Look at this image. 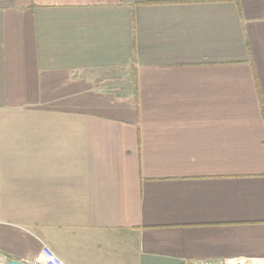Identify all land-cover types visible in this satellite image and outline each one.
Segmentation results:
<instances>
[{"label": "crops", "instance_id": "obj_1", "mask_svg": "<svg viewBox=\"0 0 264 264\" xmlns=\"http://www.w3.org/2000/svg\"><path fill=\"white\" fill-rule=\"evenodd\" d=\"M44 246L264 264V0H0V255Z\"/></svg>", "mask_w": 264, "mask_h": 264}, {"label": "built area", "instance_id": "obj_2", "mask_svg": "<svg viewBox=\"0 0 264 264\" xmlns=\"http://www.w3.org/2000/svg\"><path fill=\"white\" fill-rule=\"evenodd\" d=\"M240 264L238 260H225L222 263L214 262L211 260H202L199 264ZM29 264H64L63 261L57 256V254L51 250L49 247L44 246L39 254L32 262Z\"/></svg>", "mask_w": 264, "mask_h": 264}, {"label": "water", "instance_id": "obj_3", "mask_svg": "<svg viewBox=\"0 0 264 264\" xmlns=\"http://www.w3.org/2000/svg\"><path fill=\"white\" fill-rule=\"evenodd\" d=\"M0 264H29V263L24 260L8 259L6 260V263H2L0 261Z\"/></svg>", "mask_w": 264, "mask_h": 264}, {"label": "rangeland", "instance_id": "obj_4", "mask_svg": "<svg viewBox=\"0 0 264 264\" xmlns=\"http://www.w3.org/2000/svg\"><path fill=\"white\" fill-rule=\"evenodd\" d=\"M0 261H1L2 263H6V259H5L2 255H0Z\"/></svg>", "mask_w": 264, "mask_h": 264}, {"label": "bare ground", "instance_id": "obj_5", "mask_svg": "<svg viewBox=\"0 0 264 264\" xmlns=\"http://www.w3.org/2000/svg\"><path fill=\"white\" fill-rule=\"evenodd\" d=\"M244 263V262H243ZM232 264H235V262L234 263H232Z\"/></svg>", "mask_w": 264, "mask_h": 264}]
</instances>
